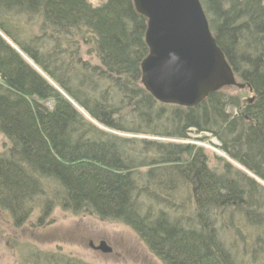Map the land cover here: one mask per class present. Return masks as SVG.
Instances as JSON below:
<instances>
[{
	"label": "trees",
	"instance_id": "16d2710c",
	"mask_svg": "<svg viewBox=\"0 0 264 264\" xmlns=\"http://www.w3.org/2000/svg\"><path fill=\"white\" fill-rule=\"evenodd\" d=\"M200 1L252 102L223 87L194 107L154 98L134 0H0V210L14 226L60 208L127 224L166 264H264V0Z\"/></svg>",
	"mask_w": 264,
	"mask_h": 264
},
{
	"label": "water",
	"instance_id": "95a60500",
	"mask_svg": "<svg viewBox=\"0 0 264 264\" xmlns=\"http://www.w3.org/2000/svg\"><path fill=\"white\" fill-rule=\"evenodd\" d=\"M134 5L148 21L141 81L159 102L194 107L224 86L246 85L237 82L200 0H134ZM98 249L111 250L105 241Z\"/></svg>",
	"mask_w": 264,
	"mask_h": 264
},
{
	"label": "rangeland",
	"instance_id": "374dc122",
	"mask_svg": "<svg viewBox=\"0 0 264 264\" xmlns=\"http://www.w3.org/2000/svg\"><path fill=\"white\" fill-rule=\"evenodd\" d=\"M89 1L95 5L103 2ZM87 52L88 48L84 47L82 56L92 60L93 57ZM92 62H96V59ZM237 82L240 81L237 79ZM223 89L229 95H242L244 103L254 97L246 85L241 88L229 85ZM190 136L192 143L203 146L208 151L213 163L218 162V157H227L219 148V140L211 133L197 135L191 132ZM199 137L205 139L197 140ZM7 145V139L0 133V154ZM234 164L241 167L236 162ZM188 213L190 210H181L178 216H190ZM40 215V211L36 210L24 225L14 226L12 217L0 210V264H22L23 254L38 250L42 254H64L86 264H166L150 251L138 233L120 221L101 220L93 214H74L58 208L46 219L47 224L40 226L37 222ZM101 241H105L111 248L109 252H102L95 247Z\"/></svg>",
	"mask_w": 264,
	"mask_h": 264
},
{
	"label": "flooded vegetation",
	"instance_id": "af4514ba",
	"mask_svg": "<svg viewBox=\"0 0 264 264\" xmlns=\"http://www.w3.org/2000/svg\"><path fill=\"white\" fill-rule=\"evenodd\" d=\"M102 242H103V241H101V242L99 243V245H96L95 247L98 248V246H100Z\"/></svg>",
	"mask_w": 264,
	"mask_h": 264
}]
</instances>
